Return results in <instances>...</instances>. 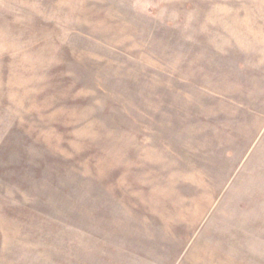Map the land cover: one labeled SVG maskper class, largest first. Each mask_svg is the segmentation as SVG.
<instances>
[{
  "label": "rangeland",
  "instance_id": "obj_1",
  "mask_svg": "<svg viewBox=\"0 0 264 264\" xmlns=\"http://www.w3.org/2000/svg\"><path fill=\"white\" fill-rule=\"evenodd\" d=\"M0 264H264V0H0Z\"/></svg>",
  "mask_w": 264,
  "mask_h": 264
}]
</instances>
